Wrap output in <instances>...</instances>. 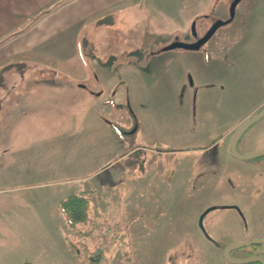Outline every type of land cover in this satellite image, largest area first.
<instances>
[{
	"label": "rangeland",
	"instance_id": "obj_1",
	"mask_svg": "<svg viewBox=\"0 0 264 264\" xmlns=\"http://www.w3.org/2000/svg\"><path fill=\"white\" fill-rule=\"evenodd\" d=\"M230 4L128 0L101 25L79 24L77 55L78 26L12 53L1 66L0 264H89L103 245L100 264H220L210 242L264 239V186L220 139L262 96L264 0H240L200 49L162 51L195 43ZM261 132L264 122L237 151ZM130 166L142 197H129ZM72 194L90 202L75 228L59 210ZM247 251L264 256V244L234 255Z\"/></svg>",
	"mask_w": 264,
	"mask_h": 264
},
{
	"label": "crops",
	"instance_id": "obj_2",
	"mask_svg": "<svg viewBox=\"0 0 264 264\" xmlns=\"http://www.w3.org/2000/svg\"><path fill=\"white\" fill-rule=\"evenodd\" d=\"M86 1L87 0H0V67L9 61V57L12 55V53L13 55H17L20 52L32 50L36 46L43 44L44 41H47V36L49 37L54 35H67L69 32H66V30H69L70 28L72 29L74 28V26H78L75 31L74 38V51L77 55V52L75 50L76 38L77 33L78 35L80 33L81 26H79V24L82 21L90 20L92 21L90 24L94 26V21L99 20L100 16L109 14L112 15L115 12H124V10L129 8L127 5L128 0ZM119 3H122V6L117 7L116 5H118ZM38 36L40 37L39 39ZM78 63L81 66L83 72V64L79 62V60ZM72 78L79 83V80H77V78ZM184 78L185 77L182 73H180L179 76L174 77V90L184 85ZM40 83L45 84L46 82ZM261 83L262 81L260 79L256 90L257 92L262 93V96L259 98V100L248 107L245 111H242L240 115H238L231 121L232 123L229 124V126H226V129L224 130V133L220 138L224 140L222 149L223 157L224 154L226 156L230 155L229 144L238 128L246 120L253 117L264 107V87L261 86ZM180 113L186 119L185 113H187V110L181 111ZM263 122L264 118L253 124L245 132V134H250ZM146 134L148 133H146V131H143L139 135L143 139L147 138V142H156V138H154L153 135L149 136L153 139H148V136H146ZM225 141L227 144L225 143ZM187 142L191 143V141ZM239 142L240 140L238 141L237 146L240 144ZM256 144L257 146L255 147H252V145L246 146L245 148L238 150V153L248 154L259 150H264V132H261V134L258 135ZM224 150L226 153H224ZM229 158H231V155L229 156ZM232 158L233 159L231 160L236 159L234 157ZM260 160L261 161L257 159L252 161H245L242 164L243 169L246 172L249 171L252 177L258 175V179H260V181L262 182V186H264V158ZM233 162L237 161L234 160ZM135 170L136 167H131L127 173V187L129 190L128 194L131 198L142 197L146 195L145 190H147L144 175H136ZM253 185H255L254 182H248L247 180L248 189H250ZM259 208L264 209V201ZM236 243H239V241H227L221 243L220 246L219 244L214 245L212 242H210L212 248H214L215 251L220 252L219 255L216 253L219 257L220 264H227L223 256L224 248ZM235 253L236 252L231 253L232 257L234 258H236V256L234 255ZM259 255L264 258L262 254Z\"/></svg>",
	"mask_w": 264,
	"mask_h": 264
},
{
	"label": "water",
	"instance_id": "obj_3",
	"mask_svg": "<svg viewBox=\"0 0 264 264\" xmlns=\"http://www.w3.org/2000/svg\"><path fill=\"white\" fill-rule=\"evenodd\" d=\"M240 0H233L229 6V15L228 19L225 21H218L215 24H213L210 29L195 43L192 44H182V43H173L165 48L162 49V51L167 50H173V49H188V50H198L200 49L215 33L217 28H219L222 25H225L232 21L235 13V8ZM262 118H264V108H262L258 113H256L253 117L246 120L236 131V133L233 135L230 144H229V153L232 157L239 159V160H251L257 157H263L264 156V150H259L255 152H251L248 154H239L237 151V143L240 140V138L244 135V133L255 123L260 121ZM264 244V239L260 240H253L248 241L244 243H237L231 246H228L224 250V259L231 264H248L251 262H258L259 264H264V259L261 256L253 255L248 256L244 258H234L231 256V252L239 249H244L252 246H258Z\"/></svg>",
	"mask_w": 264,
	"mask_h": 264
},
{
	"label": "trees",
	"instance_id": "obj_4",
	"mask_svg": "<svg viewBox=\"0 0 264 264\" xmlns=\"http://www.w3.org/2000/svg\"><path fill=\"white\" fill-rule=\"evenodd\" d=\"M100 20H97V25H101ZM6 67H0V87H3V71ZM90 207V202L87 197L84 195H69L66 199L62 200L59 203V210L63 214L67 224L71 228H75L77 224H82L80 222H84L88 219V210ZM254 246L250 247L253 248ZM106 249V246H100L96 248V250L92 251L90 259L91 262L89 264H100L103 260V252ZM247 248H245L246 250ZM244 250V249H239ZM239 250H235L237 252ZM247 256L254 255L255 252L247 251ZM231 264V263H228ZM248 264H259L258 262H251Z\"/></svg>",
	"mask_w": 264,
	"mask_h": 264
},
{
	"label": "flooded vegetation",
	"instance_id": "obj_5",
	"mask_svg": "<svg viewBox=\"0 0 264 264\" xmlns=\"http://www.w3.org/2000/svg\"><path fill=\"white\" fill-rule=\"evenodd\" d=\"M233 0H231V2H232ZM260 158V157H259ZM264 158V157H263Z\"/></svg>",
	"mask_w": 264,
	"mask_h": 264
}]
</instances>
